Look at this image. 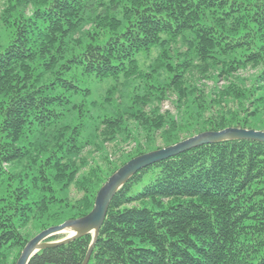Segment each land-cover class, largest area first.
<instances>
[{
    "label": "trees",
    "instance_id": "1",
    "mask_svg": "<svg viewBox=\"0 0 264 264\" xmlns=\"http://www.w3.org/2000/svg\"><path fill=\"white\" fill-rule=\"evenodd\" d=\"M1 30L0 264L17 263L30 229L88 215L130 160L208 131H264V0H6ZM170 96L176 116L161 111ZM130 141L105 169L84 156ZM91 247L87 264H264V143L216 142L141 170L94 242L29 264H85Z\"/></svg>",
    "mask_w": 264,
    "mask_h": 264
},
{
    "label": "water",
    "instance_id": "2",
    "mask_svg": "<svg viewBox=\"0 0 264 264\" xmlns=\"http://www.w3.org/2000/svg\"><path fill=\"white\" fill-rule=\"evenodd\" d=\"M229 140H252L264 143V131L234 127L221 131H208L183 140L175 145L149 152L130 160L119 168L117 172L109 177L104 183L97 193L94 208L88 215L82 218L68 220L59 226L51 227L40 232L27 243L16 264H29L30 260L41 250L70 243L73 240L88 234L93 235L94 242L106 219L112 199L124 184L134 175L147 167L153 166L172 157H176L200 146ZM71 228L76 229L78 233L73 236L69 235L63 240L47 242V240L52 237L63 235L64 230ZM91 253L92 247L88 252L85 264H87Z\"/></svg>",
    "mask_w": 264,
    "mask_h": 264
},
{
    "label": "rangeland",
    "instance_id": "3",
    "mask_svg": "<svg viewBox=\"0 0 264 264\" xmlns=\"http://www.w3.org/2000/svg\"><path fill=\"white\" fill-rule=\"evenodd\" d=\"M6 6V0H0V15L1 12L3 11V9ZM1 35L4 36L7 34L6 31L1 30L0 31ZM2 46H6L7 42L4 41V39L1 40L0 43ZM156 58V53L153 54L151 57H148L145 61L144 56L141 55L138 59L140 61V65L145 68V66L154 63V59ZM255 73V71L248 69L247 71H245L244 73H241L242 77H248L249 75H253ZM224 84V82L220 81L219 86H222ZM202 85H205L207 88H213L214 84L211 81H203ZM108 88V85L105 84L104 86L102 85H97L94 89L95 90V95H94V99H100V97L104 96V91ZM175 97H169L168 100L164 101V103L161 106V111L162 113L165 112H169L172 116H176L177 115V111L175 110L174 104H173V100ZM183 119H186V117H184ZM136 133H137V141H139L140 143H143L144 145H147L145 143V139L147 136V133L140 128L136 129ZM155 141V146H163V141L160 138V135L157 134L156 137L154 138ZM146 147V146H145ZM136 148V143L133 141H130L128 143H107L105 145L104 151L103 153H95L93 151V149H88L85 153L84 156L86 157V159L89 161V165L92 166H100L101 168L105 169L106 163L104 162L102 156H108L110 161H112L114 164H120V162L123 160V158L125 156L123 155H127V154H131L133 152V150ZM107 154V155H106ZM88 170V168H87ZM86 171V170H85ZM69 196L72 200H77L79 199L82 194L78 193L76 189L71 188V191L69 193ZM38 233L37 230L34 229H30L29 230V236L33 237ZM39 234V233H38ZM62 237H64V234L61 235Z\"/></svg>",
    "mask_w": 264,
    "mask_h": 264
},
{
    "label": "bare ground",
    "instance_id": "4",
    "mask_svg": "<svg viewBox=\"0 0 264 264\" xmlns=\"http://www.w3.org/2000/svg\"><path fill=\"white\" fill-rule=\"evenodd\" d=\"M64 237L62 238V240L63 239H66L69 235H71V236H73V235H75V234H77L78 233V231L76 230V229H66V230H64Z\"/></svg>",
    "mask_w": 264,
    "mask_h": 264
}]
</instances>
